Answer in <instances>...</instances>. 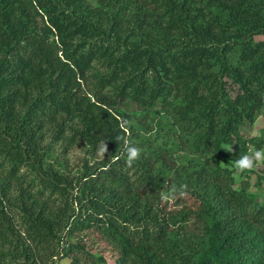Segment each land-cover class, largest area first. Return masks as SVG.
<instances>
[{
	"label": "trees",
	"instance_id": "trees-1",
	"mask_svg": "<svg viewBox=\"0 0 264 264\" xmlns=\"http://www.w3.org/2000/svg\"><path fill=\"white\" fill-rule=\"evenodd\" d=\"M258 35L264 0H0V264H264L230 166L264 117ZM62 139L106 153L64 172Z\"/></svg>",
	"mask_w": 264,
	"mask_h": 264
},
{
	"label": "rangeland",
	"instance_id": "rangeland-1",
	"mask_svg": "<svg viewBox=\"0 0 264 264\" xmlns=\"http://www.w3.org/2000/svg\"><path fill=\"white\" fill-rule=\"evenodd\" d=\"M264 36L258 35L257 39H262ZM125 108L130 109L132 113L134 112H143L139 109V106L136 104H128ZM159 108V107H158ZM161 109V107H160ZM163 114L157 115L155 118H151L150 120L153 122L155 129H159L160 126H157L155 123L158 119H160V123L165 126L164 129L161 130V133H166L167 136L169 132L166 130L168 129L169 125L173 123V119L171 116L168 115L166 112H162ZM150 115L152 112H150ZM155 129L152 130V133L149 136L153 137L157 134ZM241 133L243 138L249 140V150L248 155H251L257 150L264 149V117L263 115H258L254 122L247 121L241 126ZM52 136H49V141H51ZM262 142L260 143V147L258 148V144L253 143L254 139H260ZM253 139V140H252ZM260 140L258 141V143ZM228 147L226 146L225 149ZM107 147L104 144H99V147L94 148L92 145L90 146L87 142L83 139L77 140L74 144H68V142L64 139L57 142V151L54 154L53 159H56V155L60 159V163L56 164V167L61 169L64 172H71L72 174L79 173L86 163L93 164L94 162L101 159L106 153ZM223 159H227L226 155H222ZM225 157V158H224ZM226 161V160H225ZM238 160H231L230 166L235 171V177L237 179V186L247 183L250 191L256 194L259 201L264 202V162L258 163L255 167L251 169H240L237 167ZM108 264H113L115 258L113 257L112 253L107 251L106 252ZM58 264H72L70 258H63L59 261Z\"/></svg>",
	"mask_w": 264,
	"mask_h": 264
},
{
	"label": "clouds",
	"instance_id": "clouds-1",
	"mask_svg": "<svg viewBox=\"0 0 264 264\" xmlns=\"http://www.w3.org/2000/svg\"><path fill=\"white\" fill-rule=\"evenodd\" d=\"M137 154L138 150L136 148L128 149L129 160L134 159ZM260 162H264V149L257 150L251 155H244L240 157V159L237 161V167L240 169H251Z\"/></svg>",
	"mask_w": 264,
	"mask_h": 264
}]
</instances>
